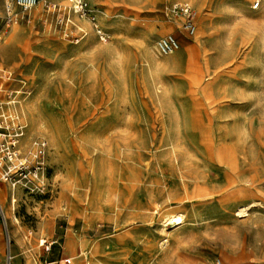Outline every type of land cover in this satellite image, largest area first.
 I'll use <instances>...</instances> for the list:
<instances>
[{"label": "rangeland", "instance_id": "1", "mask_svg": "<svg viewBox=\"0 0 264 264\" xmlns=\"http://www.w3.org/2000/svg\"><path fill=\"white\" fill-rule=\"evenodd\" d=\"M47 1L59 11L44 7L39 17L8 25L0 0V69L13 74L14 86L24 83L26 127L14 166L32 173V182L12 188L1 178L10 166L4 161L0 186L18 191L12 231L25 241L29 264H264V4L86 0L95 28L73 14L70 0L67 10ZM178 3L195 12L191 56L194 37L181 18L180 26L172 21ZM168 35L180 47L161 56L157 42ZM26 103L34 106L31 121ZM40 140L48 148L35 179ZM206 161L246 163L232 185L226 170ZM240 194L247 195L244 214L228 201ZM165 214H180L183 224L163 225ZM43 242L55 244L46 252Z\"/></svg>", "mask_w": 264, "mask_h": 264}, {"label": "built area", "instance_id": "2", "mask_svg": "<svg viewBox=\"0 0 264 264\" xmlns=\"http://www.w3.org/2000/svg\"><path fill=\"white\" fill-rule=\"evenodd\" d=\"M71 1V11L74 15H77L81 19H87L92 24H94L95 28L98 26L95 24L96 17L91 13L88 8L86 0H70ZM5 5L6 12V22L8 25L18 24L23 17L29 19V14L34 9L39 0H3ZM44 7L49 12H57L59 11L58 7L53 4L45 3ZM258 5L256 6V9ZM19 10L18 12L16 11ZM171 13L174 16L181 17L183 22V29L189 35L193 36L196 31V23H195V12L192 6L189 3H178L174 4L171 7ZM100 34H102L99 31ZM180 44L176 37L173 35H168L164 38H161L157 42V51L161 56H170L179 50ZM23 95V93H22ZM20 93L15 92L9 94V98L7 101H0V168L6 166L7 164L4 161H7L8 166L5 174L1 176V178L6 183H10L12 188H16V185L30 182L32 178H29L31 170H28V167L24 163H20V166H14L15 161H19V152L18 144L20 139L24 136L25 126L20 122V113H19V100ZM35 153L34 159L36 167H34L33 177L37 179L39 177V172L45 170V156L47 153V143L45 141H37L34 143ZM23 161V160H22ZM18 171H15L17 170ZM30 173V174H29ZM16 174H18L21 178L16 180ZM32 182V181H31ZM0 218L4 221V225H6V220L4 218V211L0 205ZM8 244H10V240L8 237ZM53 244L46 245V251H50ZM8 264H10V258H8Z\"/></svg>", "mask_w": 264, "mask_h": 264}, {"label": "bare ground", "instance_id": "3", "mask_svg": "<svg viewBox=\"0 0 264 264\" xmlns=\"http://www.w3.org/2000/svg\"><path fill=\"white\" fill-rule=\"evenodd\" d=\"M50 1V0H49ZM55 1H57V2H59V3H62V4H64V5H66V10L67 9H69V7H67V6H69V0H55ZM189 1H191V0H189ZM198 0H192V2H194V3H196ZM48 1L47 0H39V3L37 4V6L34 8V9H32V11L30 12V15L32 16V17H34V18H37V17H39L41 14H42V12H43V8H44V5H45V3H47ZM51 2V1H50ZM54 2V1H53ZM257 3H258V8H259V6H260V4L261 3H263L264 4V0H257ZM87 5H88V3H87ZM89 6V5H88ZM260 7H262V6H260ZM45 13V12H44ZM43 15H45V14H43ZM171 15H173L172 13H171ZM174 16V15H173ZM76 17V16H75ZM175 18H173L172 19V21H173V23L174 24H176V26H180V20H178V18H181V17H179V16H174ZM263 17V16H262ZM177 18V19H176ZM40 19V18H39ZM80 19V18H79ZM81 20V19H80ZM181 20L184 22V20L181 18ZM73 22H74V20H73ZM82 22V21H81ZM85 22H87V21H85ZM260 22H261V20H260ZM262 23V22H261ZM74 24V23H73ZM83 24V23H82ZM86 24H89V23H86ZM93 25V24H92ZM252 26V25H251ZM76 27H77V31L78 32H82V31H84V32H86L81 26H79V25H77L76 24ZM254 27H255V25H254ZM89 28V27H88ZM261 29V28H260ZM88 30H90V29H88ZM254 30V29H253ZM198 30H197V32L195 31V34L192 36V37H194L193 39V42L192 43H190V44H188V54L191 56V54H192V52L193 51H195V49H196V47H197V45H198ZM86 34V33H85ZM89 34L87 33V35L86 36H88ZM148 35H149V33H148ZM255 35V34H254ZM255 37H257V36H255ZM86 39H88V38H86ZM91 41V40H90ZM148 42V41H147ZM255 43V42H254ZM251 44V43H250ZM145 45V44H144ZM144 45H143V47H144ZM147 46V45H146ZM151 47V46H150ZM145 48V47H144ZM145 51V50H144ZM148 54H149V56L150 57H152V58H154L153 57V48L152 49H148ZM158 56V55H157ZM146 58V57H145ZM146 61V60H145ZM148 61V60H147ZM149 62V61H148ZM154 63H155V61H154ZM153 63V64H154ZM160 63V62H159ZM162 63V62H161ZM179 63V62H178ZM152 65V64H151ZM163 65H164V63H163ZM237 66V65H236ZM152 67H154V65L152 66ZM157 67H158V65H157ZM197 67V66H196ZM153 69H156V68H153ZM159 69V68H158ZM0 71H5V70H2V69H0ZM153 71V70H152ZM151 72V71H150ZM261 73V72H260ZM152 74V73H151ZM150 74V75H151ZM217 74V73H216ZM210 76V75H209ZM207 78V77H206ZM10 79V78H9ZM206 80V79H205ZM2 91V90H1ZM25 105V108L27 109V111H28V115H29V118H30V121L32 120V118L34 117V114L35 113H33V111H34V106H33V104L32 103H26V104H24ZM22 108V113L24 114V109H23V104H22V106H21ZM19 113H20V115H21V119H22V122H24V119L22 118V114H21V111H20V107H19ZM24 118H25V116H24ZM26 119H27V117H26ZM36 121H39V120H36ZM32 123V122H31ZM28 126H29V124H28ZM26 127V126H25ZM38 130V129H37ZM25 131V130H24ZM30 132H31V130H30ZM30 132H28V134H27V136H26V138L22 141V145H21V148L24 150V151H27V150H29L28 148H30V145H29V140H30V136H31V134H30ZM37 134V133H36ZM46 134V133H45ZM48 136V135H47ZM35 137V136H34ZM56 140V139H55ZM31 142V141H30ZM57 142V141H56ZM53 145H55V143L53 144ZM29 152V151H28ZM21 153V152H20ZM22 162V161H21ZM190 161H182V164L181 165H185V166H187L188 165V163H189ZM168 163V162H167ZM205 164V167H209V166H211V165H213V166H218L219 168H221V169H223V170H226L228 173H229V175H230V177H231V180H230V182L232 183V185H236L237 183H238V181L240 180V174H241V172H243L241 169H242V165L243 164H245L246 163V161H206V162H204ZM171 165V164H170ZM172 166V165H171ZM190 167H192L191 165H189ZM180 168V167H179ZM185 168V167H184ZM190 169V168H189ZM198 169H200V167L198 168ZM243 177V176H242ZM1 179V178H0ZM190 179V178H189ZM207 179H208V175L207 174H203L202 176H200L198 179H197V181H199V183H200V186L202 187V188H204L205 186H206V182H207ZM223 179V178H222ZM243 179V178H242ZM202 180V181H201ZM188 181H190V180H188ZM194 181H195V179H194ZM193 181V182H194ZM184 182V181H183ZM226 182V181H225ZM244 182V181H243ZM188 184V183H187ZM165 185V184H164ZM230 185V184H229ZM238 185V184H237ZM242 186H244V185H242ZM169 187V186H168ZM223 187V186H222ZM221 187V188H222ZM225 187V186H224ZM151 188V187H150ZM167 188V187H166ZM202 188H199L200 189V191L203 193L202 195L205 197L206 195H207V192L204 190V189H202ZM213 188V187H212ZM163 189V188H162ZM216 189V188H215ZM249 189V188H248ZM218 190H219V188H218ZM221 190V189H220ZM228 190V189H227ZM16 191L17 190H9L8 188H6V187H4V185L3 186H0V204L2 205V208H3V211H4V218H5V220H6V222L9 224V227H14L15 226V224H18V220L15 218V222L13 221V215H12V213H11V210H10V206L12 205V203L14 202V200L16 199ZM223 191H225V190H223ZM18 192V191H17ZM206 192V193H205ZM229 192V191H228ZM238 192V191H237ZM217 193V192H216ZM187 194V193H186ZM196 194V193H195ZM249 194V193H248ZM190 195V194H189ZM200 195V194H199ZM214 195H215V193H214ZM214 195H212L213 197H214ZM233 195V194H232ZM164 198H166L167 199V203L169 204V205H171V206H173V204H174V199H173V196H172V194L171 193H169V192H166V193H164L163 195H162ZM191 196V195H190ZM201 196V195H200ZM218 196V195H217ZM236 196V195H235ZM229 197V196H228ZM197 198V197H196ZM210 198V197H209ZM218 198V197H217ZM231 198V197H230ZM245 199H247V195H245V194H240V195H238V196H236V197H234L233 199H229L228 201H232L231 202V206H234L235 207V209H236V212L238 213V214H244L245 213V211H246V205H245ZM8 200H9V205H6V203H8ZM196 200V199H195ZM202 200V199H201ZM209 200V199H208ZM182 201V200H181ZM181 201H180V203H181ZM216 201H218V200H216ZM183 202V201H182ZM190 202V201H189ZM211 202V201H210ZM230 202H228V203H230ZM201 203V202H200ZM253 203V202H252ZM4 205H5V207H4ZM247 212V211H246ZM236 214V213H235ZM247 214V213H246ZM161 222L163 223V225H172L173 226V228H177V227H180L182 224H183V220H182V216L180 215V214H177V215H175V216H171V215H169V214H165V215H163V217H162V219H161ZM11 231V230H10ZM72 242H73V245H74V249L76 250L77 249V247H78V245H77V242L72 238ZM12 249L10 248V251H11ZM73 252V251H72ZM74 255V254H73ZM73 257H75V256H73ZM9 258V257H8ZM10 258H12V254H10Z\"/></svg>", "mask_w": 264, "mask_h": 264}, {"label": "crops", "instance_id": "4", "mask_svg": "<svg viewBox=\"0 0 264 264\" xmlns=\"http://www.w3.org/2000/svg\"><path fill=\"white\" fill-rule=\"evenodd\" d=\"M12 76L13 74L12 73L10 74V72L0 71V101H7L9 98V94H12L15 92L20 93V95L22 96V91H20V89H22V84L24 83L18 80V82L16 83H20L21 86L19 87L14 86L13 84H11ZM5 81L7 84L3 85V82ZM4 226L6 228V232L10 240V244H8V242L7 243L5 242L6 251L8 252V256H6V264H8V257L10 258V254H12V258H10V264H29L31 262V257L27 255V252L25 250L26 243L22 239V236L20 235L19 232L14 233L12 231V227H9V224L7 222H6V225ZM3 232H4L3 227L0 224V258L3 252ZM42 244L44 245L45 242H43ZM10 248L12 249L11 251H10ZM46 252H49V251H46ZM46 264H60V262H51V263H46Z\"/></svg>", "mask_w": 264, "mask_h": 264}]
</instances>
